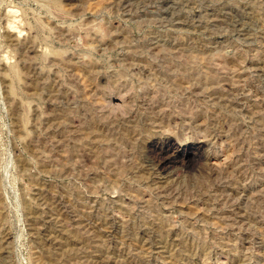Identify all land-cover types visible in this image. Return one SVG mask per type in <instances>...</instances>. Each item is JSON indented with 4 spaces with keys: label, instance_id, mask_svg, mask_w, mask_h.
Wrapping results in <instances>:
<instances>
[{
    "label": "rangeland",
    "instance_id": "1",
    "mask_svg": "<svg viewBox=\"0 0 264 264\" xmlns=\"http://www.w3.org/2000/svg\"><path fill=\"white\" fill-rule=\"evenodd\" d=\"M0 264H264V0H0Z\"/></svg>",
    "mask_w": 264,
    "mask_h": 264
},
{
    "label": "bare ground",
    "instance_id": "2",
    "mask_svg": "<svg viewBox=\"0 0 264 264\" xmlns=\"http://www.w3.org/2000/svg\"><path fill=\"white\" fill-rule=\"evenodd\" d=\"M201 144L199 143V144H196L195 145V151H193V153L192 154H194V155H197L198 156V154H199V151H200V149H201ZM203 150V149H202ZM193 157V156H192ZM165 169V166L164 165H161L160 163H158V165L156 166V172L157 173H159L160 171H163Z\"/></svg>",
    "mask_w": 264,
    "mask_h": 264
}]
</instances>
